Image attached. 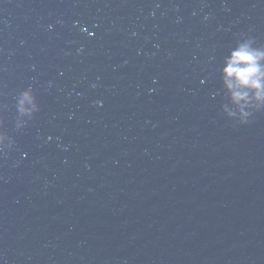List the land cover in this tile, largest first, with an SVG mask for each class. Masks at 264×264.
Returning a JSON list of instances; mask_svg holds the SVG:
<instances>
[{
	"label": "water",
	"instance_id": "water-1",
	"mask_svg": "<svg viewBox=\"0 0 264 264\" xmlns=\"http://www.w3.org/2000/svg\"><path fill=\"white\" fill-rule=\"evenodd\" d=\"M244 35L264 0H0V264H264V111L217 71Z\"/></svg>",
	"mask_w": 264,
	"mask_h": 264
},
{
	"label": "clouds",
	"instance_id": "clouds-1",
	"mask_svg": "<svg viewBox=\"0 0 264 264\" xmlns=\"http://www.w3.org/2000/svg\"><path fill=\"white\" fill-rule=\"evenodd\" d=\"M224 97L223 113L241 125L248 124L254 113L264 111V44L244 35L224 55L217 69ZM217 93H214L215 96ZM19 116L33 118L40 104L32 86L24 88L15 98ZM27 121H15L16 128H23ZM0 118V143L8 139Z\"/></svg>",
	"mask_w": 264,
	"mask_h": 264
}]
</instances>
